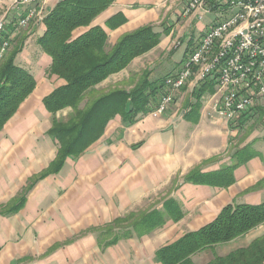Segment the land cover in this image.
<instances>
[{
    "label": "crops",
    "instance_id": "1",
    "mask_svg": "<svg viewBox=\"0 0 264 264\" xmlns=\"http://www.w3.org/2000/svg\"><path fill=\"white\" fill-rule=\"evenodd\" d=\"M60 1L47 0L44 17L33 18L26 27L19 22L29 7L16 6V0L0 3V20L7 23L5 34L11 44L25 36L16 64L36 80L33 93L0 133V264H160L156 254L161 248L211 223L227 205L262 204L261 134L257 130L247 139L244 136L245 142L238 149L239 143L227 137L229 122L211 115L210 108L204 106L208 95L197 110L190 86L177 93L166 113L157 110V118L141 116L130 126L120 116L115 117L79 159L69 158L59 173L41 178L57 154V150H50L56 143L47 135L52 116L44 99L65 81L48 75L52 60L39 50L37 40L46 30L43 20ZM188 1L116 0L89 28L77 30L75 36L91 27H102L109 44L114 45L121 36L146 26L159 33L168 29L155 49L98 89L108 90L133 76L137 79L145 69L151 72V82L172 69L169 73L180 71L188 52L198 47L212 24L202 23L195 14L186 16ZM190 30L197 37L187 38ZM173 46L180 49L166 54ZM201 78L197 70L185 87ZM180 96L183 98L177 100ZM263 109L264 99L241 117V129L231 133L234 138L249 130L245 121L258 117ZM252 142L255 155L235 167V183L230 187L184 183L194 170L213 173L236 165V153ZM173 202L183 213L178 221L171 216ZM153 210L167 216L162 228L106 248L99 243V232L106 226L130 213ZM257 229L232 242L240 245L236 243L230 250L247 247L263 236L264 225Z\"/></svg>",
    "mask_w": 264,
    "mask_h": 264
},
{
    "label": "trees",
    "instance_id": "2",
    "mask_svg": "<svg viewBox=\"0 0 264 264\" xmlns=\"http://www.w3.org/2000/svg\"><path fill=\"white\" fill-rule=\"evenodd\" d=\"M115 1L61 0L43 20L46 30L37 40V45L52 60L48 75L64 80L65 85L44 99V105L52 116L47 135L56 143L57 154L41 178L59 173L67 159H79L104 135L115 117L120 115L123 123L131 126L139 117L151 114L163 96L164 83L169 76L151 82V72L147 69L137 79L133 76L108 90L98 89L108 78L127 69L135 59L155 49L162 36L168 34V29L159 33L153 26H146L121 36L114 45L109 44L106 30L99 26L74 35L81 28H89ZM5 33L6 30L2 33L0 44L2 39H9L10 48L0 60V133L36 87L33 74L16 64L25 36L13 45ZM216 84V80H208L192 92L197 110L204 96L215 93ZM64 112H67L65 117L59 115ZM251 144L236 153V165L213 173L194 170L184 178V183L222 189L230 187L235 183V167L255 155V152L249 151ZM172 204L171 216L178 221L183 213L177 203ZM166 221L167 216L163 211L133 212L101 230L99 243L106 248L134 236L142 238L162 228ZM261 225H264V203L229 204L211 223L161 248L156 260L160 264H197L194 261L197 255L208 250L214 253L219 246L239 240ZM263 262L264 235L247 247L238 248L227 255L214 254L206 264Z\"/></svg>",
    "mask_w": 264,
    "mask_h": 264
},
{
    "label": "built area",
    "instance_id": "3",
    "mask_svg": "<svg viewBox=\"0 0 264 264\" xmlns=\"http://www.w3.org/2000/svg\"><path fill=\"white\" fill-rule=\"evenodd\" d=\"M47 0H16V6L29 7L27 16L19 26L26 27L35 17H44ZM264 12V0H189L184 14L198 15L203 20L216 14V20L202 37L200 44L188 52L183 68L165 81L163 96L151 115L157 118V110L167 112L177 93L185 89L187 74L195 62L214 57L216 43H225V55L214 57L215 68L204 72L203 78L192 87V92L208 80H216L215 93L209 96L211 113L220 119L235 124L241 117L264 99V23L249 26V16ZM0 20V27L2 22ZM233 21H243V29L234 38L221 39ZM3 34H0V39ZM9 39H2L1 51H8Z\"/></svg>",
    "mask_w": 264,
    "mask_h": 264
},
{
    "label": "rangeland",
    "instance_id": "4",
    "mask_svg": "<svg viewBox=\"0 0 264 264\" xmlns=\"http://www.w3.org/2000/svg\"><path fill=\"white\" fill-rule=\"evenodd\" d=\"M1 1H4V0H1ZM1 1H0V3H1ZM1 5V4H0ZM4 5V4H3ZM16 5V4H15ZM5 7V6H4ZM3 7V8H4ZM2 9V8H1ZM216 18H217V15L216 14H212V15H207L203 20H202V23H204V24H211V23H213L215 20H216ZM7 24V23H6ZM195 36V37H197V34H195V32L193 31V30H190V34L187 36V38H189L190 36ZM174 48V46L173 47H171L170 48V50L168 51H165V53L166 54H168L169 55V53H171L170 51H174V52H176V51H178L180 48H177V49H173ZM7 52H5V54H6ZM4 57V56H3ZM2 57V58H3ZM1 60V59H0ZM171 71H173V69L171 70ZM171 71H168L167 73H162V76H159V78L161 79V77H167V76H173V75H175V73L173 72V73H169V72H171ZM169 73V74H168ZM168 74V75H167ZM164 77V78H165ZM163 78V79H164ZM194 84H196V80H194L192 83H189L185 88H187V87H189L190 86V90L192 91V87H193V85ZM180 98L182 99L183 98V96H180V97H178L177 98V100H180ZM176 100V101H177ZM204 106H207V107H211V102H210V100H209V97H208V99H206V101L204 102ZM127 110H128V105H127ZM210 113H211V111H210ZM61 116H63V117H65L66 115H67V112H64V113H61L60 114ZM211 115L213 116V114L211 113ZM118 116H120V115H118ZM121 117V116H120ZM122 118V117H121ZM212 119H213V117H211ZM215 118V117H214ZM216 119V118H215ZM248 121V125L250 126V129L249 130H244V131H241V132H239L240 133V136H237V138H234V137H236V135H232L231 133L232 132H238L239 131V129H241L240 127H241V122H238V123H235V124H232L231 125V123H229V124H227V137H229V139H235L233 142H236L237 143V145H238V143H239V145L237 146L238 147V149H239V147L243 144V142H245V139H247L249 136H251L252 134H254L257 130H258V133H260L261 134V138H259V140L258 141H260V140H262V139H264V109L260 112V114H259V116L258 117H254V119H253V117H250V118H248L245 122H247ZM248 126V127H249ZM224 132V134L226 135V131H223ZM242 133L244 134V135H242ZM245 136V139H242L243 137ZM217 140V139H216ZM237 140V141H236ZM251 144V143H250ZM254 144L255 143H253L252 142V144H251V146H250V149H249V151L250 152H255V149H254ZM57 150V145L56 144H52V145H50V150ZM261 203H264V201L263 202H261ZM258 229H256V231H257ZM237 244H239L240 245V243H238V242H236ZM236 243H232V244H225V245H221V246H219L218 247V249L213 253L211 250H208V251H206V252H204V253H202V254H199V255H197L196 257H195V259H194V261H195V263H197V264H206V263H208L210 260H212L213 259V257H214V254H217V255H227L228 253H230V251H232V250H230V248L231 247H234V248H236ZM231 249H233V248H231ZM234 251V250H233Z\"/></svg>",
    "mask_w": 264,
    "mask_h": 264
},
{
    "label": "bare ground",
    "instance_id": "5",
    "mask_svg": "<svg viewBox=\"0 0 264 264\" xmlns=\"http://www.w3.org/2000/svg\"><path fill=\"white\" fill-rule=\"evenodd\" d=\"M1 1V0H0ZM264 23V12H257L253 13V15L249 16V26H256L259 24ZM6 21L2 22V25L0 27V34H2L6 30ZM243 29V21H233V26L229 27L227 32H221V39H228V38H234V36L237 35L238 30ZM6 51H1V57L5 55ZM225 55V43H216L215 49H214V57H223ZM214 57H206V59L203 62H195L193 65L192 72L187 74V77L185 79V84L189 81L190 77L198 70L200 75H204V72H209L213 68H215V61ZM160 114L165 113L164 110H158ZM264 264V262H263Z\"/></svg>",
    "mask_w": 264,
    "mask_h": 264
}]
</instances>
